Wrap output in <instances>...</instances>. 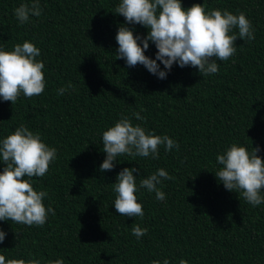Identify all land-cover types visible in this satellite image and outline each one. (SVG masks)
Segmentation results:
<instances>
[{"label":"trees","instance_id":"16d2710c","mask_svg":"<svg viewBox=\"0 0 264 264\" xmlns=\"http://www.w3.org/2000/svg\"><path fill=\"white\" fill-rule=\"evenodd\" d=\"M119 2L39 0L41 15L21 25L14 10L32 0H0V49L27 40L45 65L41 95L21 94L13 105L0 98V141L23 124L57 150L45 176L25 177L48 193L43 202L55 215L43 226L0 221L6 234L0 254L26 264H264V203L252 206L215 175L222 167L217 155L232 144L250 153L258 148L264 158V0H181L185 8L200 3L206 11L243 12L255 38L237 37L236 53L217 59L218 72L206 77L190 65L174 63L168 71L157 61L164 79L116 58L121 24L141 45L148 32L114 13ZM156 52L149 41L145 55L155 59ZM121 117L169 136L179 148L161 145L158 159L123 155L101 172L102 134ZM5 166L0 160V171ZM125 167L137 169L138 186L160 168L173 177L158 185L162 201L144 188L136 193L143 218L115 210L113 187ZM135 225L148 229L139 239Z\"/></svg>","mask_w":264,"mask_h":264},{"label":"clouds","instance_id":"9594fccd","mask_svg":"<svg viewBox=\"0 0 264 264\" xmlns=\"http://www.w3.org/2000/svg\"><path fill=\"white\" fill-rule=\"evenodd\" d=\"M39 0H32L31 6L22 3L15 8L14 14L21 25L29 22L30 15H41ZM114 13L120 14L130 24H140L148 29L142 38L121 24L116 34L118 49L116 58H123L129 67L143 65L158 78H166L174 63L180 67L192 66L203 76L218 72L215 62L227 61L237 49V37L243 40H253L254 30L251 21L243 12L233 14L227 9L221 11L212 9L206 11L200 3L191 7L182 6L181 0H120ZM238 29V34L233 30ZM149 41L155 44L157 52L155 59L145 55ZM40 56V49L29 41L14 45L13 50L0 49V98L11 101L12 105L23 94L27 98L39 96L45 89V67ZM160 61L165 70L160 69ZM72 88L57 90L63 95ZM137 119H143L139 113ZM103 152L106 158L100 165V171L111 170L118 157L159 158V147L171 151L179 144L167 135L147 133L140 125H133L127 117H121L115 124L102 134ZM258 148L250 153L244 146L232 144L223 154L216 157L222 167L215 172L218 181L229 191H235L252 206L264 203L261 190L264 189V158L257 155ZM57 150L42 141L39 133H34L21 124L16 130L0 141V160L5 163L0 171V221H11L27 226H43L48 214L55 215V210L46 207L43 200L48 195L46 191L34 190L31 180L25 177H43L49 170V165L56 159ZM135 168H123L114 183L116 193L114 207L117 213L125 217L143 218L144 211L137 201L136 193L140 188L149 193L155 192L158 201L165 199V193L158 185L162 179H173L163 169H157L137 185ZM147 228L135 225L132 234L139 239L147 233ZM5 232L0 230V242L5 239ZM0 264H26L22 259H8L0 254ZM29 264H38L31 261ZM54 264H63L57 260ZM153 264H159L154 261ZM163 264H169L164 260ZM180 264H187L181 259Z\"/></svg>","mask_w":264,"mask_h":264}]
</instances>
